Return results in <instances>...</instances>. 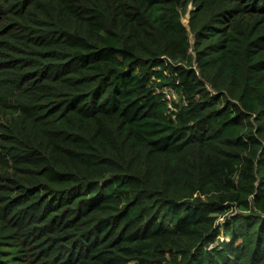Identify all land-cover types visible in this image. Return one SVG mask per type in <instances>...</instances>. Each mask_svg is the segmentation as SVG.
Wrapping results in <instances>:
<instances>
[{
    "label": "trees",
    "instance_id": "obj_1",
    "mask_svg": "<svg viewBox=\"0 0 264 264\" xmlns=\"http://www.w3.org/2000/svg\"><path fill=\"white\" fill-rule=\"evenodd\" d=\"M0 121V264H264V0H0Z\"/></svg>",
    "mask_w": 264,
    "mask_h": 264
},
{
    "label": "rangeland",
    "instance_id": "obj_2",
    "mask_svg": "<svg viewBox=\"0 0 264 264\" xmlns=\"http://www.w3.org/2000/svg\"><path fill=\"white\" fill-rule=\"evenodd\" d=\"M191 9V7L189 8ZM188 21H189V14L183 16L182 18V23L184 25H187L188 24ZM167 75V73H165V76ZM156 81H162V79H158L156 78ZM175 94H173L172 96V100H171V105L169 106V111H168V114L174 109V107H178L179 109H181L182 107H184V103L180 101V97H178L177 93L174 92ZM1 122V121H0ZM223 219H221L220 221H222ZM229 238H225L223 235L220 236V241H228Z\"/></svg>",
    "mask_w": 264,
    "mask_h": 264
},
{
    "label": "built area",
    "instance_id": "obj_3",
    "mask_svg": "<svg viewBox=\"0 0 264 264\" xmlns=\"http://www.w3.org/2000/svg\"><path fill=\"white\" fill-rule=\"evenodd\" d=\"M163 93H164L165 99H166L167 102H168V105L170 106V105H171L172 96H173V94H174L173 90H172L171 88H167V87H166V88L164 89ZM174 110H175V109H173L172 111H174ZM220 222H223V220L220 221Z\"/></svg>",
    "mask_w": 264,
    "mask_h": 264
}]
</instances>
